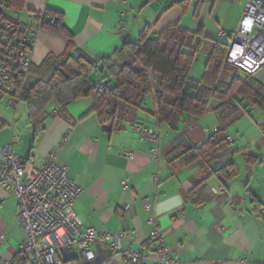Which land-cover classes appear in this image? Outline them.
<instances>
[{"label": "crops", "instance_id": "obj_1", "mask_svg": "<svg viewBox=\"0 0 264 264\" xmlns=\"http://www.w3.org/2000/svg\"><path fill=\"white\" fill-rule=\"evenodd\" d=\"M246 1L27 0L20 12L27 17L19 22L35 27L37 14L46 10L59 13L74 47L100 60L111 56L123 42L136 43L143 33L152 39L176 25L197 33L207 47L216 41L230 45ZM125 12L126 28L121 33L118 24ZM221 30L225 37L220 39L217 34ZM67 42L63 34L41 30L31 57L33 68L48 56H61ZM93 79L102 82L99 76ZM253 79L264 85V70ZM147 98L139 117L144 126L158 133L156 146L140 139L132 126L106 132L90 99L67 106L66 119L56 116L51 105L49 116L38 126L26 120L24 108L23 114L14 118L5 100H0V121L5 124L0 131V156L11 134L18 139L13 152L24 164L32 161L37 167L49 153L55 154L57 163L68 168V178L82 191L73 205L81 227L100 234H121L122 251L152 252L155 245L149 235L157 229L179 264H238L240 259L264 264L263 112L253 109L229 129V149L212 169L233 164L238 175L222 183L198 163L171 171L164 154L178 134L157 124L152 116L153 96ZM188 125L203 129L198 136L202 139L218 123L209 112ZM154 148H158L157 154H153ZM127 152L133 153V159L123 156ZM219 187L225 193L214 195L211 190ZM144 200L151 206L149 211L143 207ZM18 211L17 198L0 188V263L15 259L24 241ZM91 251L92 262L77 250L60 253L57 259L61 264H125L120 256L110 258L106 246L94 245Z\"/></svg>", "mask_w": 264, "mask_h": 264}, {"label": "trees", "instance_id": "obj_2", "mask_svg": "<svg viewBox=\"0 0 264 264\" xmlns=\"http://www.w3.org/2000/svg\"><path fill=\"white\" fill-rule=\"evenodd\" d=\"M26 1L0 0V23L35 28L40 22L42 30L63 34L68 42L61 56H48L36 68L31 65L27 75L16 71L11 74L13 98L19 103L8 109L14 112V118L22 106L26 120L38 126L49 116L51 105L56 108V116L66 119L67 106L90 99L102 128L108 133L118 132L126 126L143 125L139 116L145 111L146 97L152 95L155 104L152 116L157 124H164L178 134L164 154L172 172L198 163L222 183L238 175L233 164L218 170L212 167L229 149V129L250 116L253 109L264 114V85L254 80L253 75L225 63L229 44L216 41L207 47L197 33L176 25L152 39L143 33L136 43L123 42L111 56L93 60L74 47L61 14L43 11L42 18V12L34 17L35 27L4 15L5 10L23 11ZM202 50L206 55L204 71L196 81L189 75ZM95 76L102 82L96 83ZM209 112L218 126L199 139L203 129L188 124L201 120ZM4 127L0 121V131Z\"/></svg>", "mask_w": 264, "mask_h": 264}, {"label": "built area", "instance_id": "obj_3", "mask_svg": "<svg viewBox=\"0 0 264 264\" xmlns=\"http://www.w3.org/2000/svg\"><path fill=\"white\" fill-rule=\"evenodd\" d=\"M123 1L113 0L114 3ZM40 15L42 18L44 12ZM127 15L126 12L121 15L118 24L121 33L125 31ZM41 30L40 22L35 28L0 23V99L6 100L7 109L19 105L13 98L15 87L11 74L16 71L27 75ZM217 37L224 38L225 32L219 31ZM225 63L250 75L264 70V0L246 1ZM135 131L140 139L158 145L159 135L154 129L139 125ZM16 142L17 138L11 134L9 144L1 148L0 188L17 198V219L24 241L15 259L0 264H61L57 259L59 254L71 250H77L84 260L92 262L91 247L94 245L106 246L110 258L120 256L125 264H179L157 229L149 235L155 243L152 252H130L121 250V234H100L93 228H82L73 212V205L82 191L68 178V168L60 166L53 153H49L37 167L32 161L24 164L13 152ZM152 152L157 154L159 150L154 148ZM123 156L133 159L130 152ZM211 191L220 196L225 193L223 187ZM143 207L149 211L151 206L144 200ZM150 223L155 224L154 220ZM237 263L247 264L242 259Z\"/></svg>", "mask_w": 264, "mask_h": 264}, {"label": "rangeland", "instance_id": "obj_4", "mask_svg": "<svg viewBox=\"0 0 264 264\" xmlns=\"http://www.w3.org/2000/svg\"><path fill=\"white\" fill-rule=\"evenodd\" d=\"M19 14H20V12H15L12 10H5L4 11V15L7 18L15 19V20L23 22V20L26 19L27 15H25V14L19 15ZM203 50L197 54V59L194 62L193 67H192L191 72H190V75H189L191 79L196 80V81H199L203 76L204 64H205V60H206V55H205ZM229 73L230 72H227L226 76L227 75L229 76ZM148 100H149L148 98L145 99L146 102H148ZM17 112H18L17 116L20 117L23 114L22 113L23 107L20 106V108H18Z\"/></svg>", "mask_w": 264, "mask_h": 264}]
</instances>
